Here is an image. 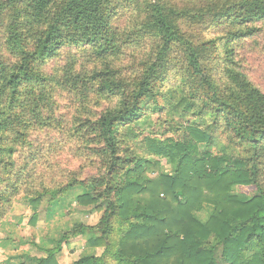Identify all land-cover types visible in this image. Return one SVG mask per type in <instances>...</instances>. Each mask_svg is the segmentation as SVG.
Masks as SVG:
<instances>
[{"label":"trees","instance_id":"obj_1","mask_svg":"<svg viewBox=\"0 0 264 264\" xmlns=\"http://www.w3.org/2000/svg\"><path fill=\"white\" fill-rule=\"evenodd\" d=\"M185 5L0 0V223L20 194L35 209L76 188L77 205L102 214L65 231L35 264H58L62 245L88 231L96 237L86 244L101 252L72 264H264V91L240 55L264 54V0ZM61 98L75 106L67 133L98 175L30 188L41 153L30 137L62 129ZM152 114L184 119L173 129L186 139L145 137L141 153L138 126ZM217 144V154L199 152ZM204 204L213 210L201 220Z\"/></svg>","mask_w":264,"mask_h":264},{"label":"rangeland","instance_id":"obj_2","mask_svg":"<svg viewBox=\"0 0 264 264\" xmlns=\"http://www.w3.org/2000/svg\"><path fill=\"white\" fill-rule=\"evenodd\" d=\"M197 1L198 0H169V2L178 7L186 6L185 4L191 2L196 3ZM209 31L210 30L201 28L194 30L196 34L200 33L199 36L201 37H205V34ZM210 35H213V33H210ZM148 44L152 45L149 41ZM148 44L135 49L130 57L132 58L133 55L143 57L144 52L149 50ZM243 52L244 51H242L240 55H242L244 59V68L249 73L252 81L264 91V54H260L259 52L254 55L253 52ZM63 59L62 57L60 61L64 62ZM128 64L130 65V63ZM59 108L58 114L63 121V123H61L62 129L43 130V132H35L30 137V140L34 141L35 149L41 152L38 156L37 163L34 166L29 165V167H33L32 181L29 184L30 188H36L37 190H42L43 187L54 189L55 186L62 184L61 182L72 176L84 179L98 175L97 163L79 154L77 152L78 143L76 142L79 140L69 137L67 133L71 127L72 117L75 114V106L72 108L66 98H61L59 100ZM164 120L166 123H163ZM185 125V120L178 116H174L170 120L169 117L167 119H165L164 116L158 118L157 115L152 114L144 122L139 123L138 132L142 133V136L139 137L140 141L135 142L137 148L141 153L146 151L145 145L147 143L142 141L145 137L168 143H170V141L183 142L186 136L184 132L180 131ZM173 127L182 129L179 133L175 132V128L173 129ZM221 149L222 146L220 144L213 147H207L205 145L199 146V152L201 154L207 151L212 154H217ZM29 152L28 150L21 152V159L19 158L18 164H20L21 161L29 159V155L31 154H29ZM143 157L157 162L161 174L170 175L173 173V167L164 159L149 155L148 153ZM152 174V176H154V172ZM81 193L82 191L78 188L71 189L57 202L50 200L48 195L42 198L41 203L35 209H32L29 204H27L25 195L20 194L14 198L11 210L4 219L10 218L12 220L13 225L17 228V234H19V236L21 235L20 237L23 238V243L34 245V241L37 239L41 242L43 247H55L56 241L61 239V235L65 231L70 230L75 224L80 223L86 226H94L98 223L102 215L95 209L93 210V208L91 210V206L84 207L77 205V195ZM233 193L250 197L255 194V189L253 187H237L234 189ZM212 210V206L204 204L201 211L195 215L199 219L205 220ZM34 215L36 216V220L31 224L30 220ZM32 236L34 241H32ZM95 237L96 235L93 236L92 233L88 231L73 241L63 244L62 248L64 245L68 248L69 243L79 241L78 245L74 246L69 254L77 252L81 254L80 257L86 256L87 254H99L101 252L100 249L88 247L86 244L88 240ZM10 244L11 246H20L21 242L10 241ZM8 252L11 253V250H8Z\"/></svg>","mask_w":264,"mask_h":264},{"label":"crops","instance_id":"obj_3","mask_svg":"<svg viewBox=\"0 0 264 264\" xmlns=\"http://www.w3.org/2000/svg\"><path fill=\"white\" fill-rule=\"evenodd\" d=\"M12 225L13 223L10 218L4 219L0 223V264H35L37 259L46 257V250L54 247H43L39 240L35 239L34 241L33 236L32 241L35 242L34 245L23 243V238L20 237L21 235L19 236V234H17V228L15 225ZM10 241H19L21 242V245L11 246ZM78 243L79 241L69 243V249L64 245L60 254L56 258L57 263L72 264L80 258V253L73 252L69 254ZM8 250H11V253L8 252Z\"/></svg>","mask_w":264,"mask_h":264}]
</instances>
